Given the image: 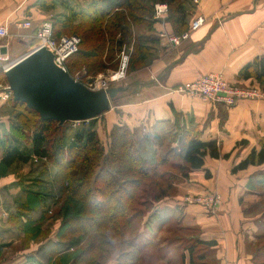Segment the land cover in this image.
<instances>
[{
	"label": "trees",
	"instance_id": "trees-1",
	"mask_svg": "<svg viewBox=\"0 0 264 264\" xmlns=\"http://www.w3.org/2000/svg\"><path fill=\"white\" fill-rule=\"evenodd\" d=\"M47 2L39 0V9L53 10L55 0L50 4ZM153 3L167 5L168 22L174 34L188 29L190 1L94 0L87 10H76L66 3L68 15L52 24L53 35L57 38L72 28V21H79L72 34L77 33L80 42L77 51L68 59V66H81L89 75L117 70L119 60L114 55L121 47L107 46V41L113 42L119 35L128 38V44L130 40L132 42L127 74L143 68L150 57L148 44L159 40L152 27L150 5ZM138 29H147L149 34L139 33ZM249 78L264 86V56L255 57L239 69L238 80ZM0 80L6 84L2 70ZM9 103L12 106L9 133L15 142L10 143L7 138L2 144L0 176L16 164L46 161L55 166L54 181L59 184L60 197L54 204L59 205L54 210L50 209L53 204L49 202V193L27 190L24 191L26 200L19 201L11 197L6 187L0 189V205L7 212L8 222L23 232L24 246L29 241L41 243L46 240L50 231L48 224L41 228L43 224L48 219H61L57 240L48 239L37 250L44 260H53L52 264H102L112 251L117 253V264H139L143 254H147L143 250L154 247L164 223L167 229L174 228V235L165 242L167 247L187 249L190 264L206 257V253L196 248L214 246V241L189 238L185 243L176 233L187 231V228L174 221L170 212H158L155 208L157 202L175 193L176 185L187 179L191 171L203 167L205 156L219 157L214 139L201 140V128L184 127L180 124V113L173 110L172 121L154 122L149 131L142 132L140 141H135L136 133L127 125L114 124L109 131L108 151L102 148L96 130L91 126L75 131L73 142L67 147V124L42 120L24 103L13 101L12 96ZM23 133H26L28 144L22 148ZM150 143L156 148L152 157L145 159L143 154ZM223 157L227 158L228 154ZM262 163L264 141L258 149L252 148L231 171ZM81 167L83 171L78 173ZM205 175L209 176V173ZM260 183L263 191L264 173ZM262 191L260 200L264 202ZM148 213L149 218H154L152 223L149 219L143 221ZM153 251L152 260L159 258L156 249ZM180 258L184 259L183 253ZM27 264H40V260Z\"/></svg>",
	"mask_w": 264,
	"mask_h": 264
},
{
	"label": "crops",
	"instance_id": "crops-1",
	"mask_svg": "<svg viewBox=\"0 0 264 264\" xmlns=\"http://www.w3.org/2000/svg\"><path fill=\"white\" fill-rule=\"evenodd\" d=\"M185 1L191 3L189 25L199 16L204 18L203 23L179 46L170 47L164 38L159 37L160 31L173 33L170 23L151 18L159 40L148 44V63L129 74L125 89L112 100L115 103L94 118L95 130L101 144L108 145V133L114 124L149 131L158 120L172 121L173 110L180 113V124L184 127L201 128V140L214 139L219 157L205 156L203 167L191 171L187 179L176 185L175 193L157 202L155 208L158 212L173 214V220L190 231L188 238L214 241V246L196 248L206 253V257L195 264H264V202L260 200L264 163L231 171L252 148L258 149L260 142L264 141V98L244 99L225 106L176 90L179 85L211 71L222 72L232 84L251 82L250 78L238 80L237 73L255 57L264 56V0ZM51 11L40 10L39 0H0V23L9 33L0 39V70L33 48L34 28L41 20L51 18ZM25 19L31 20V27L19 26L18 23ZM138 32L149 34L147 29H138ZM2 47L6 49L5 54L1 53ZM5 86L7 84L0 86V158L4 140L8 138L10 143L15 142L9 133L12 119L9 98L12 95L4 89ZM126 95L129 98L124 100ZM155 148L150 143L146 153L153 154ZM224 154L228 157L224 158ZM206 172L209 176L205 175ZM5 187L19 201L26 200L24 191L36 190L21 187L16 178L7 181L1 176L0 189ZM206 191H216L222 198L221 205L214 212L183 200L186 194ZM0 213H3L0 216V264L39 261V246L48 239L57 240L58 222L55 230L53 226L49 227L46 240L41 243L29 241L24 246L23 232L8 222L7 212L1 205ZM148 219L151 223L154 221V218H144V221ZM23 221L26 223L25 218ZM51 221L48 219L41 228L48 223L54 224L56 220ZM162 227L166 228V224L163 223ZM157 251L159 258L152 260L153 264H190L187 249L167 247L164 242ZM181 253L184 254L183 260ZM116 258L115 252L109 259L110 264H117ZM40 264L44 263L40 261Z\"/></svg>",
	"mask_w": 264,
	"mask_h": 264
},
{
	"label": "water",
	"instance_id": "water-1",
	"mask_svg": "<svg viewBox=\"0 0 264 264\" xmlns=\"http://www.w3.org/2000/svg\"><path fill=\"white\" fill-rule=\"evenodd\" d=\"M1 53H6L4 47ZM4 76L13 101L24 103L42 120H54L59 125L96 118L125 89L124 86L98 90L86 87L57 67L51 52L44 47L32 48L11 61Z\"/></svg>",
	"mask_w": 264,
	"mask_h": 264
},
{
	"label": "built area",
	"instance_id": "built-area-1",
	"mask_svg": "<svg viewBox=\"0 0 264 264\" xmlns=\"http://www.w3.org/2000/svg\"><path fill=\"white\" fill-rule=\"evenodd\" d=\"M195 3L196 0H193ZM167 5L165 3H155L153 5V19L160 20V18L167 17L166 11ZM204 21L202 16L194 19L188 29L183 31L179 35L173 33H167L165 31H160L159 37L164 38L166 43L170 47L178 46L181 41L187 39L191 32L196 30ZM22 28H29L32 26L30 19H25L18 23ZM34 46L44 47L49 50L52 54L53 63L67 71V61L70 56H72L78 49L80 39L75 35H60L55 38L53 35V24L51 19L41 20L34 28ZM9 35L7 27L0 23V39L6 38ZM128 64V56L121 52V57H119V65L117 70H115L114 75L117 74L118 77L115 79H120L124 77V70ZM9 64H5L2 67L4 72ZM75 80L79 81L77 76H72ZM111 80L114 77H111ZM108 87L104 84L101 88ZM5 90L11 94L7 86L4 87ZM176 90L180 93L189 96H198L204 100H208L212 103H220L225 106H232L235 103L244 100H257L264 98V92L258 88L250 85H238L237 83L228 82L223 73L220 71H211L208 73H203L196 76L192 81L179 85ZM72 125H76L81 121H70ZM184 202L187 204H196L203 207L206 211L214 212L217 207L221 205L222 198L216 191H206L203 193L196 194H186L183 198Z\"/></svg>",
	"mask_w": 264,
	"mask_h": 264
},
{
	"label": "rangeland",
	"instance_id": "rangeland-1",
	"mask_svg": "<svg viewBox=\"0 0 264 264\" xmlns=\"http://www.w3.org/2000/svg\"><path fill=\"white\" fill-rule=\"evenodd\" d=\"M93 1L94 0H55L54 9L51 11V13H53V16L49 19H51V21L53 22L57 19L61 20L63 18H66V16L69 13V12H67L66 3H69L68 5H70V6L72 5L71 7L75 8L76 10H87L88 7L93 3ZM47 3L50 4L51 0L50 1L48 0ZM153 5H154V3L150 5V8L152 10V15H151L152 20H153V17H152L153 16ZM166 11H167V17L160 18V22H162V23L165 22V20L168 21V8H166ZM78 23H79L78 20H75L74 22L72 21L71 22L72 28H68L66 31H63V33H65V35H75L80 39L79 35H76L77 33L72 34V33H75L74 27H76L78 25ZM185 40H187V39H185ZM185 40H183V41H185ZM117 41H119V42L121 41L120 45L118 44L119 42H117ZM128 41H129L128 38H126V37L121 38V37H119V35L115 36L113 42L107 41V46L114 45L115 49H117L116 45H117V47H119V46L121 47L120 52H118V53L116 52V54L114 55L115 59L119 60V57H121V52H123L125 55L128 56V61H129L130 54L132 51V46H131L132 42L130 40V43L128 44ZM183 41H181V43ZM127 70H128V67H126V69L124 70V77H122L120 79L111 80L110 76L115 72L113 70H106L103 73L101 72V73H96L94 75H89L84 70L83 67L76 66L75 68H70L68 66V63H67V71L70 74V76L71 77L77 76L79 78L78 82L84 84L86 87L93 89V90H95L96 88H99V87L101 88L104 84H106L108 87L127 85L126 83L129 81V74H127ZM237 84L241 85L239 83H237ZM1 85H3V83L0 80V86ZM242 85H245V84H242ZM246 85L254 86V87H256L259 90L264 92V86L259 84L258 82L254 81V80H251V82L247 83ZM1 89H2V87H1ZM128 98H129L128 95L123 97L124 100H127ZM114 103H115V101L114 102L112 101L110 103V105H113ZM65 124L68 125V129L66 130V136H65V146H67V147L71 143V141L73 142V135H74L75 131H78L82 128H84V129L87 127L90 128V126L93 129H95V120H93V119L81 121V122L77 123L76 125H72V122L68 121L62 125H65ZM131 131H135L134 134L136 133L134 135L135 141H140L139 139L142 136L143 130L141 128H139L136 130L132 129ZM108 136H109V133H108ZM25 137H26V133H23V137L20 140V146L22 148L28 144V142H27L28 139H26ZM106 147H107V149H106ZM102 148L105 151H108L109 145H107V143H106L105 145H102ZM144 154H143V156L145 159L152 157V153L151 154L144 153ZM77 167H78V164H77ZM14 171L16 173H14ZM82 171H83V168L81 167L79 169L78 173H81ZM55 172H56V168L52 163L43 161V163L34 162L31 164H16L15 166H11L10 168H8L5 175H2V176L6 177L7 181L10 179H14V178L18 179L21 187L35 188V189L41 191L42 193L51 194L49 202L51 204H53V205H51V210L52 209L54 210L59 205V204H57V206H56L54 204H55V202H57V200L59 201V197H60L59 196V184H57L54 181ZM0 178H1V176H0ZM11 197H13V196H11ZM1 214L3 215V213H0V216H1ZM145 218H149V213L147 216H145ZM53 221L54 220H52L51 222H53ZM143 221H144V219H143ZM56 222H58V225H60L61 219L54 221V224L48 223V227L53 226V230H55L56 229V224H55ZM167 227L163 228L162 231L159 233V235L157 234V239L155 241L154 247L152 246L149 248H145L143 250L144 252L148 251L149 253H151V251L153 252L154 249H156V251H157V249H159V247L162 246V244L164 242H166L170 237H172L174 235V232L172 231V229H174V228L171 227V228L167 229ZM189 234H190V231H183V230L177 231V233H176L177 236L182 237V241H184L185 243H186L187 239H189L188 238ZM163 240H164V242H163ZM71 250L72 249H69V251H71ZM148 252H147V254L146 253L143 254L141 260L139 261V264H153L152 256ZM113 253L114 252H112V251L109 253V255L107 257L108 262H109V259L111 258L110 255H112ZM157 253H158V251H157ZM44 258L45 257L42 258V257L38 256V259L40 261H42L44 264H46V262H47V264H50V263L52 264L53 260L48 262V261L44 260ZM154 258L155 257H153V260H154ZM142 259H143V261H142ZM156 260L157 259H155V261ZM107 261L104 263L102 262V264H110V262L108 263Z\"/></svg>",
	"mask_w": 264,
	"mask_h": 264
},
{
	"label": "bare ground",
	"instance_id": "bare-ground-1",
	"mask_svg": "<svg viewBox=\"0 0 264 264\" xmlns=\"http://www.w3.org/2000/svg\"><path fill=\"white\" fill-rule=\"evenodd\" d=\"M111 77H114V79L116 78V77H118V75L117 74H115L114 75V73L111 75Z\"/></svg>",
	"mask_w": 264,
	"mask_h": 264
}]
</instances>
